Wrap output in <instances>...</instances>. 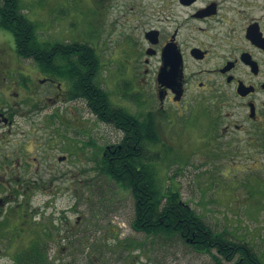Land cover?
I'll list each match as a JSON object with an SVG mask.
<instances>
[{
    "label": "flooded vegetation",
    "instance_id": "flooded-vegetation-1",
    "mask_svg": "<svg viewBox=\"0 0 264 264\" xmlns=\"http://www.w3.org/2000/svg\"><path fill=\"white\" fill-rule=\"evenodd\" d=\"M123 6L127 21L134 20L133 27L123 32L125 53L131 57L130 80L153 83L158 101L154 112H131L158 136L155 143H138L134 148L159 143L160 117L164 116L169 147L233 153L246 148L254 150L250 158H256V152L264 158V0H124ZM2 50L0 264H152L149 259L140 260V255L123 261V254L117 255L116 250L121 246L115 244L109 256L77 258L73 252L64 256L76 227L63 224L56 193L49 187L64 174L59 164L68 162L76 150L67 143L68 151L59 153L63 134L55 132L54 143L49 144L46 126L61 121L64 110L56 106L76 101L84 103L95 121L113 125L100 119L89 98L73 90L68 78ZM89 56L87 63L77 57L76 67L90 73L93 89L96 64ZM34 71L41 75L33 77ZM49 104L53 106L50 115ZM122 133L118 141L99 146L102 166L114 163L125 149L129 134ZM186 133H194L195 144L180 141ZM49 166L54 171L50 178ZM254 177L264 193V169ZM38 196L43 197L35 202ZM261 206L264 210V203ZM187 223L175 233L195 253L207 256L201 264H264L262 236L242 231L206 243L199 239V229Z\"/></svg>",
    "mask_w": 264,
    "mask_h": 264
},
{
    "label": "rangeland",
    "instance_id": "rangeland-1",
    "mask_svg": "<svg viewBox=\"0 0 264 264\" xmlns=\"http://www.w3.org/2000/svg\"><path fill=\"white\" fill-rule=\"evenodd\" d=\"M123 1L21 0V4L23 12L37 23L42 40L83 42L96 47L101 63L98 80L110 91L113 101L133 113L154 112L158 101L153 83L130 80L131 57L125 53L123 32L133 27L134 20L127 21ZM0 50L18 55L13 33L4 28H0ZM39 75L32 72L33 77ZM56 107L64 112L60 122L50 121L46 126L49 144L61 131L64 141L62 147L58 144V152L68 151L67 143L76 150L70 153L68 162L59 164L64 174L49 187L56 193L63 224L76 227L72 240L67 238L64 256H72L71 252L77 258L109 256L115 244L121 246L116 250L117 255L123 254V261L140 255V260L149 259L152 264H201L207 256L195 253L178 233L150 236L134 227L136 203L132 191L106 174L99 158V146L104 141H118L122 131L95 121L81 101ZM52 109L49 104V115ZM159 127V143L145 148L147 156L153 158L159 185L178 191L182 201L223 236L247 231L264 239V193L254 177L264 169L260 167L264 165L260 153L250 158L254 150L246 148L240 153L205 152L195 147L180 151L169 147L167 117H160ZM186 134L180 141L195 144L194 133ZM51 173L54 171L49 166V178Z\"/></svg>",
    "mask_w": 264,
    "mask_h": 264
},
{
    "label": "trees",
    "instance_id": "trees-1",
    "mask_svg": "<svg viewBox=\"0 0 264 264\" xmlns=\"http://www.w3.org/2000/svg\"><path fill=\"white\" fill-rule=\"evenodd\" d=\"M0 28L13 33L15 48L21 57L32 59L43 71L68 78L73 90L89 98L90 105L100 119L129 134L125 149L122 148L117 154L114 163H108L103 169L132 191L136 203V229L145 231L150 236L172 235L185 229L189 221L193 229H199L202 235L199 239L204 242L226 240L223 233L214 232L194 209H190L182 201L178 191H174L171 186L162 188L159 185L153 158L147 156L145 147L134 148L138 143L143 146L155 143L158 136L147 130L145 121H138L130 111L113 103L110 92L98 80L100 57L91 44L42 40L37 23L23 12L21 0H0ZM89 54L93 55L96 64L93 89L90 85V73L79 72L76 67L77 57L87 63L91 60ZM206 229L208 233H205Z\"/></svg>",
    "mask_w": 264,
    "mask_h": 264
},
{
    "label": "water",
    "instance_id": "water-1",
    "mask_svg": "<svg viewBox=\"0 0 264 264\" xmlns=\"http://www.w3.org/2000/svg\"><path fill=\"white\" fill-rule=\"evenodd\" d=\"M181 96H182V93L180 91H178L177 97L180 98Z\"/></svg>",
    "mask_w": 264,
    "mask_h": 264
}]
</instances>
